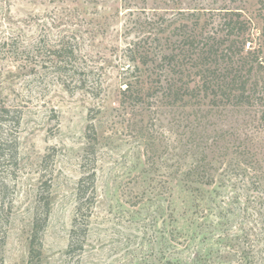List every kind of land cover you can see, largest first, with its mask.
Instances as JSON below:
<instances>
[{"label": "rangeland", "instance_id": "374dc122", "mask_svg": "<svg viewBox=\"0 0 264 264\" xmlns=\"http://www.w3.org/2000/svg\"><path fill=\"white\" fill-rule=\"evenodd\" d=\"M235 13L264 47V0H0L2 264H264V98L222 99L176 30L204 48Z\"/></svg>", "mask_w": 264, "mask_h": 264}, {"label": "trees", "instance_id": "16d2710c", "mask_svg": "<svg viewBox=\"0 0 264 264\" xmlns=\"http://www.w3.org/2000/svg\"><path fill=\"white\" fill-rule=\"evenodd\" d=\"M261 2V1H260ZM228 18H224L223 23L221 22L219 25L224 26L226 30V36L223 35L222 38L218 41L215 36L213 37H206L205 41L208 39L212 40L213 44L207 45L204 44V48L197 47L199 44V40L202 38V34L198 35H187L184 30V26L179 27L176 29L178 31V34L182 36L181 42L182 46L181 49H183L184 45L188 48L187 53L183 50L181 51L182 59L180 58L181 62L184 59L190 60L193 56L196 55V64L193 66L195 68H198V74H206L207 77H203V82L206 84L205 79L208 78V74H210V68H206V65L208 63L213 62L216 63V60L219 62L225 64L222 68L218 69V73L220 76L219 79V85H217V88L223 92V96H221L222 99H226L227 102H230L231 104H235L237 106H243V105H253L257 100L261 101L262 98H264V47H253L252 45V36L251 33H247L248 28L250 26L249 22L250 19H245L243 16L240 15V13H235L234 15H227ZM264 21V20H263ZM220 33H218L219 35ZM154 39L151 41V44H156L154 41L157 39ZM219 38V37H218ZM217 40V41H216ZM228 42L227 47H223V45ZM195 45V47H193ZM146 48L143 50L141 55H139L137 61L142 66H148V64H154L156 63V58L154 51L151 50V48ZM195 50L196 53H193ZM185 52V54H183ZM189 52L193 53V55L189 54ZM60 53V55H59ZM61 53L63 55H61ZM195 54V55H194ZM53 55H55V58L57 59L56 62V71L58 74L68 76L70 72L73 74L77 72V69L74 67V64L71 62V59L74 58L73 51L67 48L66 46H61L59 49L55 50L53 52ZM164 60L169 64H173V68H176L177 66V55H175L172 51L169 55H166L163 57ZM215 60L214 61H212ZM180 63L179 65H181ZM178 65V66H179ZM180 67V66H179ZM205 68V69H204ZM174 70V69H173ZM213 71V70H212ZM179 72V71H178ZM200 72V73H199ZM68 74V75H67ZM212 75L214 72L211 73ZM210 77V75H209ZM185 84V83H184ZM180 87L179 89H176V96L179 98H182L188 91L187 87L185 86L183 89ZM131 85L127 84L125 90L123 91V94L130 93L131 92ZM182 90L184 91L182 93ZM205 91V90H204ZM257 91V92H256ZM181 92V93H180ZM257 93H260L259 97H256ZM218 94H216L217 96ZM8 115L9 111L3 107L0 108V124H4L5 122H8ZM16 125H18V121H16ZM9 143L6 142L2 137H0V164L5 160L4 156L6 154L9 155L6 151L11 146H8ZM12 151V153H11ZM11 154L12 160L14 161V164L17 162V150L16 146L9 151ZM200 173H198L199 175ZM94 175L92 174L90 177V180L88 182V188L90 187V196L87 200L91 201L94 196ZM204 186L210 185V181L206 180L202 183ZM5 187V186H4ZM79 194L80 191H82V186H79ZM85 191V190H84ZM83 191V193H84ZM10 215V211L7 210L6 212L3 209V204L0 202V264L3 263L2 258V248L5 243V228L4 225L8 222ZM74 225L76 224V219L74 220ZM85 229L82 232V236L85 235L86 232V226ZM75 230L72 229L71 235H70V242L68 245V252H72L73 249L77 250L79 253L83 249V241H76L75 240ZM36 238V237H33ZM35 240V239H33Z\"/></svg>", "mask_w": 264, "mask_h": 264}]
</instances>
